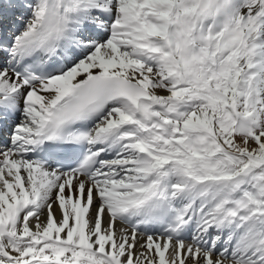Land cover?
<instances>
[{
  "label": "snow or ice",
  "instance_id": "1",
  "mask_svg": "<svg viewBox=\"0 0 264 264\" xmlns=\"http://www.w3.org/2000/svg\"><path fill=\"white\" fill-rule=\"evenodd\" d=\"M0 264H264V0H0Z\"/></svg>",
  "mask_w": 264,
  "mask_h": 264
}]
</instances>
